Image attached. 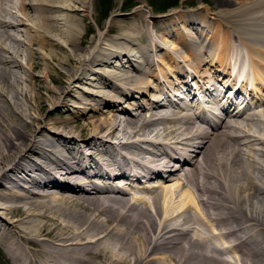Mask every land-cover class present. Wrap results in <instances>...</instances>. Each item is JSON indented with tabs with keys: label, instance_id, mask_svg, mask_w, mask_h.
I'll return each mask as SVG.
<instances>
[{
	"label": "bare ground",
	"instance_id": "1",
	"mask_svg": "<svg viewBox=\"0 0 264 264\" xmlns=\"http://www.w3.org/2000/svg\"><path fill=\"white\" fill-rule=\"evenodd\" d=\"M87 1L0 0V246L6 256L13 264H264V0L258 15L248 13L239 23L235 16L238 38L211 31L207 14L199 22L182 13L177 25L149 19L175 56L159 53L156 40L134 23L109 41L101 34L79 41L75 15L89 17ZM137 34L145 35L138 49ZM193 34L208 42L207 53ZM232 43H243L248 55L234 53ZM205 63L210 74L198 68ZM171 72L182 80L173 84ZM40 76L56 83L44 86V95ZM217 79L221 86L238 85L222 97L224 110L241 93L245 99L222 115L208 107L213 125L169 108L168 91L174 97L182 86L196 101V91L210 94ZM78 90L83 95L72 93ZM139 93L149 107L137 104L136 113L127 114L129 99ZM71 98L76 120L63 113L42 117L38 108L27 112L43 104L68 107ZM249 101L259 109L246 111ZM99 103L112 112L102 116L93 105ZM138 143L159 149H131ZM158 170L163 181L176 176L178 184L152 183L142 190L146 198L127 186L105 189L109 175L148 184L162 178ZM99 178L102 187L95 186ZM227 253L235 261L222 256Z\"/></svg>",
	"mask_w": 264,
	"mask_h": 264
},
{
	"label": "rangeland",
	"instance_id": "2",
	"mask_svg": "<svg viewBox=\"0 0 264 264\" xmlns=\"http://www.w3.org/2000/svg\"><path fill=\"white\" fill-rule=\"evenodd\" d=\"M249 3V4H248ZM253 3V4H252ZM257 3V4H255ZM252 5V6H251ZM164 10H160L161 8H164ZM230 7V9H229ZM248 7V9H246ZM235 8V9H234ZM242 10L241 16L239 12V9ZM136 9H139V11H137ZM234 9V10H233ZM233 11V13H231V15H233L232 17L227 15L225 11L229 12ZM258 10V0H88L87 1V13L89 14V17H82V15H75V18L77 20V23L79 24V27L81 28V36H80V40H89L91 38L95 39L97 38L98 34L102 35V38H105L107 41L113 39V38H117L120 37L121 35V31L119 30L121 26L125 25V26H129L131 23L134 24H138L140 26V28L145 29L144 34L146 32V36L149 35V38H153V40L155 39L157 44H159V48L157 49L159 53H166L168 52L167 50H169L172 53L171 47L172 45H170L169 43L167 45H165V42L158 39L157 38V29L152 28L151 24L149 22V19H152L153 21H155V25L157 24V21H161L164 20L165 18H168V21L171 20L172 24L174 23V25H177L179 20V18L181 17L182 13H193L196 15V19L199 20V22L201 21L199 19V17H202V15L207 14V17L205 20H207L210 23L209 28L212 30H214V33H218L219 36H227V35H232L235 38H238L237 36H239V34L241 35V30H239V28H236V25L238 26V24L236 22L239 23V21L241 20L240 18L244 19V17H246V15L248 13L250 14H255L258 15L257 13ZM135 11H137L136 13H134ZM234 12H236L234 14ZM178 13V14H177ZM134 14V15H133ZM170 15V17H168ZM172 15V16H171ZM254 15V16H255ZM236 16V18H235ZM82 17V21L79 20ZM235 18L236 22L233 20ZM141 19V20H140ZM173 19V21H172ZM175 20V21H174ZM177 20V21H176ZM136 21V22H135ZM146 22V23H145ZM127 24V25H126ZM227 25H232L231 28L226 27ZM21 28V27H18ZM119 28V29H118ZM109 29V30H108ZM233 30V31H232ZM238 30V31H237ZM16 33V32H15ZM14 33V34H15ZM175 33V32H174ZM247 33V32H245ZM16 35V34H15ZM19 32H17V38H23ZM145 35L143 36L142 34H137L136 36H133V42L135 44L134 47H140L143 43V40L145 38ZM190 35V33H189ZM247 36V38H249L248 34H245ZM194 38L197 40L198 42V46L200 51H206L205 53H207L210 50V45H208V42L201 36H199L198 34H193ZM165 37V36H164ZM178 37V36H177ZM141 38V39H140ZM172 38H169L167 40H171ZM174 40H178L177 38H174ZM166 40V41H167ZM107 44H109V42H107ZM205 42V43H202ZM81 47H83V44L85 43H81ZM235 45V48L233 49L234 53L239 52V50H244L246 52V55H248V51L246 50V48L244 46H241V44L243 45V43H232ZM254 44V43H253ZM251 44V45H253ZM86 46L88 45V43L85 44ZM176 45V44H175ZM18 47H20L22 49V47L20 45H17ZM205 46V47H204ZM253 46H256L255 44ZM106 47V46H104ZM163 47V48H162ZM259 47V45H258ZM19 48V49H20ZM236 49V50H235ZM56 50V49H55ZM136 51V48H135ZM232 51V50H231ZM157 51H154V54H157L158 56L155 55V57L157 58H161L163 59V57H161V54H159ZM173 54V53H172ZM10 54L7 53V56H9ZM206 55V54H205ZM237 55V54H236ZM173 56H175L173 54ZM170 59V56L168 57ZM167 58V59H168ZM249 59V58H248ZM250 64V63H249ZM138 66V64H135ZM200 72L202 73H206V74H210V65L208 64H201L199 67ZM62 69V71L65 70V68H60ZM97 69V68H96ZM214 69V68H213ZM53 72V71H52ZM158 77L161 78L164 81V78L162 76V72H157ZM22 75V74H21ZM39 75H42L41 72H39ZM53 76H57L58 73L55 70L52 73ZM151 80V86L155 87V85L157 84L156 81L152 78H150L149 76L147 77ZM169 78L171 79V81L174 83H177L178 80H180L179 77H177L175 74L173 76V73L171 72V76H169ZM198 78V77H197ZM224 78V77H223ZM40 79V84L43 86V88L41 89V93L44 95L46 93V89H44V86H56V83L49 77L45 78L43 76L39 77ZM201 78H199L200 80ZM182 80V78H181ZM221 79H217V84H220ZM224 81V79H222ZM21 81V80H19ZM179 85L180 82L178 83ZM168 85V83H167ZM18 86H22L21 83L18 82ZM80 91V92H79ZM75 95H83V91L78 90V92H73ZM149 94V93H148ZM264 94V92H263ZM260 94H257V97H259ZM137 97H133L130 98L129 100L132 103H128L127 106L129 107L128 113L127 114H135L136 113V105L137 104H141V105H145V107H149L150 103L148 100V98H145L146 95L144 94H136ZM150 97V94L147 95V97ZM158 96V97H156ZM155 97L158 99H162L163 96L161 95H156ZM85 96H83L84 98ZM86 98V99H85ZM83 99V101H88L89 98L85 97ZM259 98H264L263 96L259 97ZM133 99V100H132ZM76 99H70L67 102V104H69L68 107H56V106H49L47 104H43L41 105V107H38L37 105H35V107H31L30 110L27 109L28 111L33 112V110L36 108L39 109L40 112V116L42 117H57L60 115V113L65 114L66 116L73 118V119H77V116L79 115V113L73 112L77 107H73L70 104L73 102H76ZM165 101V100H163ZM92 102L95 103V100H93ZM100 102V101H98ZM262 105L264 106V99L262 100ZM79 105H82L83 107L88 108L89 104H82V102L77 103ZM21 108H25L26 105L23 101L20 102ZM30 106H32L31 104H29ZM93 105H97L100 106L102 108V116H104L106 114V112H112L108 107H103L104 103H99V104H93ZM120 105V104H119ZM124 105V104H122ZM169 108L172 110H178L179 109H175L171 104H169ZM122 107V106H121ZM127 107V109H128ZM69 108V109H68ZM254 109H259V107H255ZM73 110V111H72ZM106 110V111H104ZM115 111V110H114ZM123 115L127 114L122 113ZM191 115V113H190ZM76 132H74L75 134ZM106 146V144H105ZM105 146H102V149L105 148ZM257 146V145H256ZM74 147V146H71ZM101 147V146H100ZM144 148L147 147L149 149H154L156 152L159 149L158 146H152V145H148L146 143H138V144H132L131 149L133 150H137L139 148ZM73 149V148H72ZM147 155V154H146ZM176 176H171L170 178L166 179V181L161 182L160 185H162V188L165 186L167 188H171L174 187L178 184L177 179H174ZM152 179H149V182ZM156 180V179H155ZM158 181V180H156ZM146 184V182H144ZM152 184V183H151ZM150 184V185H151ZM162 188H160L162 190ZM184 187H180L179 189H182ZM52 190H54L53 192L57 191V188H51ZM141 197L140 198H146L148 196L147 193L139 192V194ZM263 208V207H262ZM261 208V209H262ZM260 209V208H259ZM223 257H225L226 259H228L229 261H235V257L232 256L230 253L227 254H223ZM0 264H13L10 259L6 256V254L4 253L2 247L0 246Z\"/></svg>",
	"mask_w": 264,
	"mask_h": 264
},
{
	"label": "trees",
	"instance_id": "3",
	"mask_svg": "<svg viewBox=\"0 0 264 264\" xmlns=\"http://www.w3.org/2000/svg\"><path fill=\"white\" fill-rule=\"evenodd\" d=\"M165 9V7L164 8H161L160 10L162 11V10H164Z\"/></svg>",
	"mask_w": 264,
	"mask_h": 264
}]
</instances>
